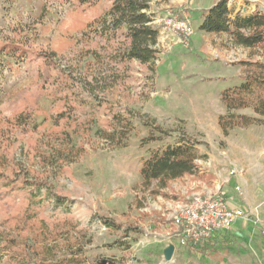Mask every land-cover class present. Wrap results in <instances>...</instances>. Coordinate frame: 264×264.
<instances>
[{
    "label": "rangeland",
    "instance_id": "rangeland-1",
    "mask_svg": "<svg viewBox=\"0 0 264 264\" xmlns=\"http://www.w3.org/2000/svg\"><path fill=\"white\" fill-rule=\"evenodd\" d=\"M216 1L152 0L160 35L157 59L146 65L122 59L121 39L94 33L110 0H0V232L16 237L12 251L0 243V264H38L55 244L62 254L83 248L119 264H264V125L225 136L218 122L221 90L241 82L249 63L264 62V47L198 31L200 11ZM228 2L233 16L264 13V0ZM173 20H186L192 33L173 30ZM151 119L166 132L143 123ZM125 128L123 145L107 137ZM152 134L162 139L146 141ZM182 137L197 143L196 172L144 187L143 160ZM27 179L45 181L66 204L32 203ZM196 193L238 201L258 220H236L227 251H193L170 226ZM104 218L142 234L124 237Z\"/></svg>",
    "mask_w": 264,
    "mask_h": 264
},
{
    "label": "trees",
    "instance_id": "trees-1",
    "mask_svg": "<svg viewBox=\"0 0 264 264\" xmlns=\"http://www.w3.org/2000/svg\"><path fill=\"white\" fill-rule=\"evenodd\" d=\"M68 1V0H63ZM101 0H73L77 5L96 3ZM110 8L96 22L94 33L101 38L121 39L124 42L122 59L125 61H138L142 64H152L158 56L159 27L155 26V15L151 12L152 0H110ZM198 31L212 34L226 33L238 45L247 48L264 47V13L256 11L243 15L237 13L233 16V10L228 0H218L205 10L200 11V23ZM4 50V49H3ZM7 53L19 56L20 53L15 46H10ZM49 61L52 56H47ZM54 61V60H53ZM221 101L226 112L220 114L218 122L225 136L238 127L245 128L254 125H264V62L256 61L248 64L246 73L241 82L234 86H228L221 90ZM249 109L251 114L237 113L239 110ZM17 120L25 125L30 118L22 117ZM146 126L166 132L164 128L157 125L155 119L143 122ZM130 128L125 130L109 132L107 137L117 145H123ZM152 134L146 141L160 140ZM201 158L197 143L185 137L179 138L173 143L162 148L153 150L145 158L140 168L142 184L150 188L154 182L164 188L168 181L193 174L197 169V160ZM8 181V180H6ZM26 182L25 187L31 201L42 205L49 199H55L59 204H66L65 198L57 194L45 181L22 180ZM1 183V181H0ZM3 183V182H2ZM7 187V184L4 185ZM42 189L44 192L42 193ZM104 224L108 228L122 231L124 237L142 234L141 228L137 226L124 227L112 219L104 218ZM172 234H175L174 225L170 226ZM11 231L0 232V243L6 247L16 245V237ZM213 238V237H212ZM196 252H207L212 250L211 245L203 244L190 246ZM38 264H119L116 261H95L89 258L83 248H70L62 254L60 246H45ZM37 256V255H36ZM37 256V257H39ZM13 258H17L13 255Z\"/></svg>",
    "mask_w": 264,
    "mask_h": 264
},
{
    "label": "built area",
    "instance_id": "built-area-1",
    "mask_svg": "<svg viewBox=\"0 0 264 264\" xmlns=\"http://www.w3.org/2000/svg\"><path fill=\"white\" fill-rule=\"evenodd\" d=\"M173 21V30L186 35L192 33L193 29L186 20ZM236 189L240 190L241 187L237 186ZM250 217L258 220L245 209L232 206L217 195L196 193L177 210L174 232L182 244L199 246L209 242L217 233L231 229L237 219Z\"/></svg>",
    "mask_w": 264,
    "mask_h": 264
},
{
    "label": "crops",
    "instance_id": "crops-1",
    "mask_svg": "<svg viewBox=\"0 0 264 264\" xmlns=\"http://www.w3.org/2000/svg\"><path fill=\"white\" fill-rule=\"evenodd\" d=\"M226 202H228V203H230L231 205H235V206H237V207H239V208H245L243 205L244 204H240V202H236V204L234 203V202H232L231 200L230 201H228V200H225ZM248 205H252V202H250V201H248ZM238 220V219H237ZM240 220V219H239ZM252 222H256L255 221V218L254 219H252ZM237 223V222H236ZM236 223L234 224V225H236ZM233 229H236V227H234L233 226ZM231 230L230 232H226V231H224V232H219V233H217L216 235H214L213 236V238L209 241V242H207L206 244H209V245H211V247H212V251H214V250H219L220 248H222V249H225L226 251L228 250V249H231V245H230V243H231V237H232V235H233V232H235V230ZM211 250V249H210Z\"/></svg>",
    "mask_w": 264,
    "mask_h": 264
},
{
    "label": "water",
    "instance_id": "water-1",
    "mask_svg": "<svg viewBox=\"0 0 264 264\" xmlns=\"http://www.w3.org/2000/svg\"><path fill=\"white\" fill-rule=\"evenodd\" d=\"M173 247L171 246L168 250H167V257L170 258V256L172 255V251H173Z\"/></svg>",
    "mask_w": 264,
    "mask_h": 264
}]
</instances>
